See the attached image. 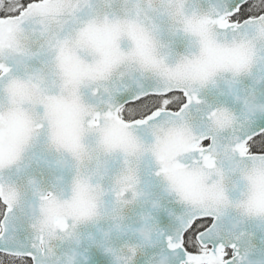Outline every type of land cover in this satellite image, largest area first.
I'll return each mask as SVG.
<instances>
[{"label": "snow or ice", "instance_id": "snow-or-ice-1", "mask_svg": "<svg viewBox=\"0 0 264 264\" xmlns=\"http://www.w3.org/2000/svg\"><path fill=\"white\" fill-rule=\"evenodd\" d=\"M0 264H264V0H0Z\"/></svg>", "mask_w": 264, "mask_h": 264}]
</instances>
